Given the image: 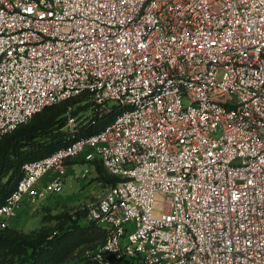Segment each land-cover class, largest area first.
I'll list each match as a JSON object with an SVG mask.
<instances>
[{
  "label": "built area",
  "instance_id": "2783aa9c",
  "mask_svg": "<svg viewBox=\"0 0 264 264\" xmlns=\"http://www.w3.org/2000/svg\"><path fill=\"white\" fill-rule=\"evenodd\" d=\"M81 96L119 113L24 163L0 229L82 156L118 178L97 264H264V0H0V139Z\"/></svg>",
  "mask_w": 264,
  "mask_h": 264
},
{
  "label": "trees",
  "instance_id": "16d2710c",
  "mask_svg": "<svg viewBox=\"0 0 264 264\" xmlns=\"http://www.w3.org/2000/svg\"><path fill=\"white\" fill-rule=\"evenodd\" d=\"M84 97L45 107L23 125L3 135L0 139V206L14 191L22 178L24 163L47 157L56 150L71 144L80 137L99 132L119 113L116 107L101 116L88 118L75 127L74 132L65 130L70 119L88 110V104L80 105ZM68 103L77 104L69 112ZM68 112V114H67ZM85 162L83 157L67 161V166ZM95 180L106 189L115 185L118 178L106 173L98 160ZM88 208L62 212L52 217L54 225L31 233H22L10 226L0 229V264H97L86 254L103 244L108 231L95 223H85Z\"/></svg>",
  "mask_w": 264,
  "mask_h": 264
},
{
  "label": "rangeland",
  "instance_id": "374dc122",
  "mask_svg": "<svg viewBox=\"0 0 264 264\" xmlns=\"http://www.w3.org/2000/svg\"><path fill=\"white\" fill-rule=\"evenodd\" d=\"M69 112L77 104L68 103ZM80 105H82L80 103ZM68 114V112H67ZM90 117L89 111L77 120L70 119L65 130L75 131V127L80 126ZM72 121V122H70ZM69 173L66 176L62 192L53 195L48 201H38L32 206L20 210L17 217L12 219L10 227L22 233H31L41 228L54 225L52 217L62 212H75L96 203L105 193L106 188L95 180L97 176L95 166L78 160L68 166ZM88 169L85 179L79 178L80 173Z\"/></svg>",
  "mask_w": 264,
  "mask_h": 264
},
{
  "label": "crops",
  "instance_id": "0c3cea01",
  "mask_svg": "<svg viewBox=\"0 0 264 264\" xmlns=\"http://www.w3.org/2000/svg\"><path fill=\"white\" fill-rule=\"evenodd\" d=\"M68 173H69V169H68ZM28 206H25V207H23L21 210H23L24 208H27Z\"/></svg>",
  "mask_w": 264,
  "mask_h": 264
}]
</instances>
